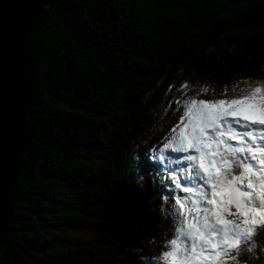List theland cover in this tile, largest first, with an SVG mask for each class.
<instances>
[{"label":"trees","instance_id":"1","mask_svg":"<svg viewBox=\"0 0 264 264\" xmlns=\"http://www.w3.org/2000/svg\"><path fill=\"white\" fill-rule=\"evenodd\" d=\"M253 7L264 0H57L43 11L28 45L36 107L15 233L0 264L160 261L176 219L161 176L183 159L163 145L186 102L264 86V27L241 15ZM250 245L248 264H264V239Z\"/></svg>","mask_w":264,"mask_h":264},{"label":"snow or ice","instance_id":"2","mask_svg":"<svg viewBox=\"0 0 264 264\" xmlns=\"http://www.w3.org/2000/svg\"><path fill=\"white\" fill-rule=\"evenodd\" d=\"M170 131L163 147L183 159L161 176V200L176 219L157 264H248V245L264 239V86L236 98L191 99ZM140 159L129 158L138 175ZM167 159L161 151L158 160Z\"/></svg>","mask_w":264,"mask_h":264},{"label":"water","instance_id":"3","mask_svg":"<svg viewBox=\"0 0 264 264\" xmlns=\"http://www.w3.org/2000/svg\"><path fill=\"white\" fill-rule=\"evenodd\" d=\"M56 1L0 0V257L14 233L15 189L30 136L28 120L36 107L28 45L43 11ZM229 1L239 5L243 0ZM241 15L247 26L264 27V7Z\"/></svg>","mask_w":264,"mask_h":264},{"label":"rangeland","instance_id":"4","mask_svg":"<svg viewBox=\"0 0 264 264\" xmlns=\"http://www.w3.org/2000/svg\"><path fill=\"white\" fill-rule=\"evenodd\" d=\"M242 78L240 77V78H237V77H235V78H233V79H231V84L234 86V87H236V92L238 93V87L237 86H239L242 82L240 81ZM220 99V98H219ZM77 237H82V238H86V239H91V237L87 234V233H82V232H77Z\"/></svg>","mask_w":264,"mask_h":264},{"label":"bare ground","instance_id":"5","mask_svg":"<svg viewBox=\"0 0 264 264\" xmlns=\"http://www.w3.org/2000/svg\"><path fill=\"white\" fill-rule=\"evenodd\" d=\"M225 29V28H224ZM150 43V42H149ZM252 43V42H251ZM16 190V189H15ZM18 201V200H17ZM16 205V204H15ZM15 233V232H14Z\"/></svg>","mask_w":264,"mask_h":264}]
</instances>
